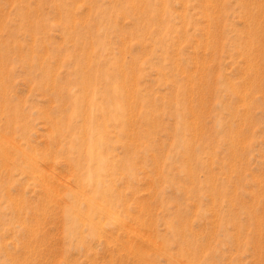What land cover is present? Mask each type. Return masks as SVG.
<instances>
[{"label": "rangeland", "instance_id": "374dc122", "mask_svg": "<svg viewBox=\"0 0 264 264\" xmlns=\"http://www.w3.org/2000/svg\"><path fill=\"white\" fill-rule=\"evenodd\" d=\"M0 264H264V0H0Z\"/></svg>", "mask_w": 264, "mask_h": 264}]
</instances>
